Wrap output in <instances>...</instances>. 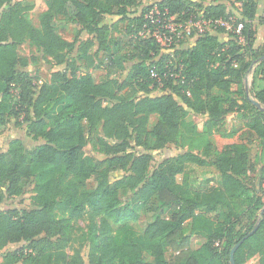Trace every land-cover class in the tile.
Returning a JSON list of instances; mask_svg holds the SVG:
<instances>
[{
  "label": "trees",
  "instance_id": "1",
  "mask_svg": "<svg viewBox=\"0 0 264 264\" xmlns=\"http://www.w3.org/2000/svg\"><path fill=\"white\" fill-rule=\"evenodd\" d=\"M26 1L0 0V137L12 121L26 136L10 139L0 151V205L23 197L32 187L33 207L0 211V256L17 254L22 264H86L80 254L69 256L64 249L72 241L75 223L87 217L90 264H170L169 249L174 264H231V252L243 240L236 264L253 259L264 264V201L250 194L242 180L255 172L246 145L215 146L212 164L219 186L192 187L188 167L207 162L191 151L151 170L154 153L179 144L182 130L197 133L190 116L205 118L207 132L213 134L224 130L228 115L241 114L264 146V60L254 69L248 93L245 87L251 66L264 56V47L255 48L258 26L264 25L259 0H158L177 21H215L240 12L244 24L245 44L235 34L220 39L225 30L214 27L170 54L143 34L145 14L153 6L149 2L135 9L143 0H47L35 27L27 17L32 0ZM108 17L116 18L114 24H104ZM59 19L80 27L79 34L89 38L67 40L58 33ZM124 23L129 41L122 55L114 50L117 42L111 46L110 32ZM26 43L50 65V79L38 90V78L27 69L29 60L18 53ZM74 52L80 58H72ZM100 52L108 57L96 65ZM82 58L84 72L78 67ZM129 61L132 72L123 81L117 74ZM180 66L184 84L181 79L174 84L168 75L178 73ZM93 68L105 70L104 81L94 80ZM152 70L164 83L157 94L159 83ZM130 82L139 97L124 94ZM57 92L70 102L53 117L45 105ZM153 115L158 121L150 129ZM27 139L33 141L31 147ZM91 143L101 157L86 155ZM115 173L122 176L112 181ZM92 180L95 187L85 191ZM239 200L247 224L235 235L234 227L241 222ZM150 202L166 209L169 218L156 216L138 233L132 222L140 211L147 212ZM219 208L225 209L223 220L210 222L207 215ZM189 220L194 223L192 234L206 239L196 251L184 234ZM204 222L208 226L199 230ZM115 227L117 236L108 240ZM23 243L28 251L2 253L9 245Z\"/></svg>",
  "mask_w": 264,
  "mask_h": 264
},
{
  "label": "rangeland",
  "instance_id": "2",
  "mask_svg": "<svg viewBox=\"0 0 264 264\" xmlns=\"http://www.w3.org/2000/svg\"><path fill=\"white\" fill-rule=\"evenodd\" d=\"M19 0H14V2H18ZM29 1V0H28ZM26 1V2H28ZM150 0L146 1H140V4L135 9L142 8L145 6ZM209 1V0H205ZM47 0H32L29 1V4L33 6V10L27 13V17L30 21V23L38 27L40 18L42 17L43 13L47 10L46 6ZM240 6V3H236V7ZM240 12H236L235 14L241 18ZM259 15H264V7L260 6ZM114 20L116 18L108 17L106 18V24L112 25L114 24ZM57 30L60 33V35L65 36L67 39H69L71 42L78 38L79 42H82L83 40H87L89 37L88 35L79 34L80 27L72 24H66L61 19L58 20L57 23ZM127 24H121L117 27V29H114L111 31V38L112 40L111 46L113 47V43L117 42L121 47H118L119 45H114V50L118 51L120 50V54L126 53L127 49L124 47L126 43H128L129 39L125 36V28ZM190 43V40L182 42L178 48H184L187 47ZM80 45L77 44V48ZM118 47V48H117ZM91 52L94 54L96 52V47L91 49ZM19 56L22 58H26L29 60V65L27 69L30 71V73L33 76H36L38 78L37 83V90L41 83L47 81L50 79V65L42 60L41 54L39 51L35 48L30 46L28 43L22 45L18 49ZM107 54L104 52H100L98 54V57L96 58V65L106 62L107 60ZM72 58H80L78 52H74L72 54ZM95 62V60H94ZM78 67L81 72H84L85 68L84 65L86 64L85 58H82L78 62ZM132 65L133 63L131 61L126 62L123 64V69L120 70V72L117 74L121 80H129L131 72H132ZM61 69V68H59ZM90 73L92 74L94 80L99 83L105 80L106 72L103 69H97L93 68L90 70ZM253 81V72L249 73L247 77V86L248 89H251ZM129 87L124 91V94L127 97L130 98H137L139 97V93L136 89H134V86L131 85V82L129 83ZM246 85V84H245ZM236 89V88H235ZM137 92V93H136ZM217 94V91L215 92ZM156 95V94H155ZM69 99L62 93L57 92L52 97H50L49 101L45 105V108L47 109L50 116H56L59 111L65 107L69 103ZM152 120V123H151ZM205 118L203 117H195L190 116L188 118V122H192L197 127V133L189 132L186 129L182 130L180 138H179V144L177 145H169L167 148L160 152L154 153V160L151 164V170L154 169L156 166H158L161 162H163L165 159L175 157L179 155L180 153H184L187 151H191L204 159H206V165L204 166H198V165H190L188 167L189 173L191 175V183L192 187L197 190H201L210 186H219L221 183V179L218 175V172L214 168L212 162L216 158L217 153L215 151V146L218 144L223 145H229L231 143L236 144H244L248 148L249 157L251 160L252 165L254 166L255 172L248 173V175L242 177V180L248 190L250 191V194H256L259 197H261L264 201V146L261 145V140L258 138V136L249 128V121L244 120L241 114H231L228 115L225 118L224 122V130L217 131L216 133H208L207 128L205 126ZM158 121V116L153 117L150 119L149 128L152 129ZM15 137H23L25 136V131L20 128L18 125H16L15 121H12L10 125L8 126L7 131L5 134L0 137V151L4 150V148L7 147L8 142L10 139ZM154 140H152V143ZM33 141L30 139H27V145L29 147L32 146ZM35 144V143H34ZM86 155L87 156H97L101 157L97 154V149L94 146V144H89V146L86 148ZM122 176V173H115L113 175L114 181L116 178H120ZM95 187V182L92 180L85 191H90ZM130 192H127L124 194V198L127 199V196ZM34 193L32 191V187H30L26 194L23 197L11 199L9 202L6 203V205H0V211L4 209H12V208H32L33 202L32 197ZM245 205L242 200H239L236 202V212L240 215L241 222L239 224H236L234 227V234L236 235L239 231L242 230L243 226L247 224V215L244 212ZM145 211L139 212V218L138 220L132 222L133 227L135 230H137L138 233H142L143 228H145L146 224L153 221L156 216H160L163 219L169 218V213L166 209H159L158 205L154 202H150L148 204V207ZM264 212V211H263ZM225 213V209L219 208L217 211L210 213L207 215L208 220L217 222L222 221L223 216ZM193 221L189 220L185 222L184 224V234L186 236L191 237L190 242V248L194 251L201 248V246L205 243L206 239L201 235L192 234V226ZM90 225V219L84 218L82 220H78L75 223V229L72 235V241L70 244H68L65 247V252L67 255L72 256L74 254H80V256L84 259L86 264H90L89 257L91 254V244L89 240L87 239V233L89 230ZM208 226L204 222V224L200 225L201 228H205ZM117 228H114V231L111 233V235L108 237V240L112 238H115L117 236ZM248 238V237H247ZM26 244H12L9 245L2 253H8L12 252L21 248L26 249ZM27 251L29 249H26ZM238 250V249H237ZM246 252H249L247 250ZM236 254V253H235ZM148 255L146 254L145 257ZM5 257V255H4ZM149 260H153L150 257H148ZM168 260L170 264L173 263V253L171 249H169L168 253ZM0 264H22V261H20L19 256L17 254H13L10 257L3 258L0 256ZM246 264H257V260H247Z\"/></svg>",
  "mask_w": 264,
  "mask_h": 264
},
{
  "label": "built area",
  "instance_id": "3",
  "mask_svg": "<svg viewBox=\"0 0 264 264\" xmlns=\"http://www.w3.org/2000/svg\"><path fill=\"white\" fill-rule=\"evenodd\" d=\"M158 0H150L153 6L145 14V19L148 20L145 26V36L154 38L163 49L168 53H172L178 49V46L185 41L193 40L198 34L212 31V28L219 27L225 30V34H235L238 37V41L241 44L246 43V39L243 35L244 24L241 19L233 14L227 19H218L215 21L199 19L195 20L190 18L187 22L177 21L176 15H171L169 8H160L157 4ZM156 2V3H155ZM237 7H240L237 5ZM183 67L180 66L178 73L171 71L168 75L174 81V84H184L185 78L182 77ZM151 76L159 83L158 89L154 93H159L164 86L162 78L155 70L151 71ZM166 79L167 76L165 75ZM190 96V92L187 93Z\"/></svg>",
  "mask_w": 264,
  "mask_h": 264
},
{
  "label": "crops",
  "instance_id": "4",
  "mask_svg": "<svg viewBox=\"0 0 264 264\" xmlns=\"http://www.w3.org/2000/svg\"><path fill=\"white\" fill-rule=\"evenodd\" d=\"M259 4L261 7H264V0H259ZM104 24H106V22H104ZM83 34L86 35V33H83ZM227 36H228L227 34H222V35H220V39H226ZM63 37L66 38L65 36H63ZM67 40H69V39H67ZM190 44H192V42ZM261 47H264V25L258 26V31H257V35H256V41H255V48H261ZM251 72H253V74H254V70ZM245 82H247V79L245 80ZM252 83H253V81H252ZM156 116L157 115H153L151 118L156 117ZM151 123H152V120H151Z\"/></svg>",
  "mask_w": 264,
  "mask_h": 264
},
{
  "label": "water",
  "instance_id": "5",
  "mask_svg": "<svg viewBox=\"0 0 264 264\" xmlns=\"http://www.w3.org/2000/svg\"><path fill=\"white\" fill-rule=\"evenodd\" d=\"M264 60V56L263 57H261L258 61H256L252 66H251V69H250V72L251 71H253L254 70V68L260 63V62H262ZM245 87H246V91H247V93H248V86H247V82H245ZM253 101V100H252ZM253 103H254V105H256L258 108H260V109H262V107L257 103V102H255V101H253ZM251 235V234H250ZM246 239V238H245ZM244 241V240H243ZM242 241V242H243ZM242 242L241 243H239V244H237L234 248H233V250H232V252H231V264H236V262H235V253H236V251H237V249L240 247V245L242 244Z\"/></svg>",
  "mask_w": 264,
  "mask_h": 264
}]
</instances>
